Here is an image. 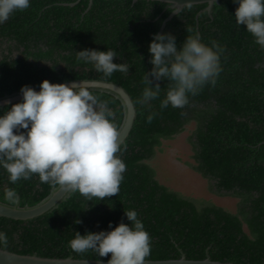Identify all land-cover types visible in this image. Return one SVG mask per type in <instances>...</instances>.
<instances>
[{
	"label": "trees",
	"instance_id": "trees-1",
	"mask_svg": "<svg viewBox=\"0 0 264 264\" xmlns=\"http://www.w3.org/2000/svg\"><path fill=\"white\" fill-rule=\"evenodd\" d=\"M77 1L31 0L28 9L14 12L0 24L1 41L13 42L10 48L16 51L22 49L20 59L10 55L0 59V97L25 85L37 87L44 80L95 79L120 85L131 96L137 112L133 128L121 145L122 152L117 154L126 164L124 179L117 196L93 198L86 209L82 206L85 198L72 192L58 208L37 219L0 217V231L8 237L4 250L43 258L73 255L78 260L108 261L111 254L100 258L94 251L73 252L69 241L76 232L109 231V223L113 227L128 223L124 211L134 209L151 236L148 260L179 259L182 252L189 260H203L209 255L213 261L263 264L264 64L257 67L256 63L263 59L264 48L254 42L245 26L235 25L238 5L233 0L215 4L211 21L207 13L195 19L206 4L187 6L164 22L171 10L162 12L167 4L161 2L94 0L88 9L89 0L71 6ZM188 29L199 31L205 44L211 46L214 40L225 49L223 71L216 85H206L197 96H190L182 109L169 106L161 110L160 101L167 92L165 80L160 82L161 94L151 102V109L137 103L145 87L144 73L152 68L148 52L152 35L173 34L179 50L191 34ZM260 48L262 55L257 57ZM84 49H114L119 58L113 62L127 63L128 74L114 72L105 77L96 72L91 64L77 59V53ZM55 56L65 68H56L59 62ZM45 60L51 66L40 65ZM92 93L114 111L119 129L123 118L119 101L108 94ZM149 111L157 113L151 124L146 122ZM191 122L196 123L192 141L195 169L214 180L219 192L240 199L236 213L179 196L160 184L155 171L142 162L154 154L162 139H172ZM52 187L35 175L10 184L8 174L0 169V201L4 203L12 205L4 197L5 188H15L21 206H33Z\"/></svg>",
	"mask_w": 264,
	"mask_h": 264
},
{
	"label": "clouds",
	"instance_id": "clouds-1",
	"mask_svg": "<svg viewBox=\"0 0 264 264\" xmlns=\"http://www.w3.org/2000/svg\"><path fill=\"white\" fill-rule=\"evenodd\" d=\"M233 2L238 5L235 25L245 26L254 42L264 48V0ZM30 4L31 0H0V24ZM188 32L191 34L179 50L173 34L152 35L148 46L152 68L144 73L145 87L137 103L151 109V102L160 97V82L165 80L167 92L160 101L161 110L169 106L182 109L190 96H197L206 85H216L225 49L214 40L211 46L205 44L199 31ZM115 58L119 57L114 49L77 53L78 60L105 77L114 72L128 74L129 65L114 63ZM83 85L44 80L39 91L28 85L20 88L21 102L0 114V169L6 171L10 184L35 175L41 183L79 193L86 209L93 198L117 196L126 164L117 155L122 148L114 111ZM156 115L149 111L146 122L151 124ZM4 197L15 204L18 193L15 188H5ZM124 216L128 223L115 227L109 223V231L74 233L69 248L75 253L94 251L100 258L111 254L107 264H148L151 236L136 210L124 211ZM7 245V234L0 231V252Z\"/></svg>",
	"mask_w": 264,
	"mask_h": 264
},
{
	"label": "water",
	"instance_id": "water-1",
	"mask_svg": "<svg viewBox=\"0 0 264 264\" xmlns=\"http://www.w3.org/2000/svg\"><path fill=\"white\" fill-rule=\"evenodd\" d=\"M76 3L72 4L74 6ZM143 0H132L133 3ZM155 1L167 4L170 9H173L172 15L179 13L184 7L206 4V11L212 12L215 4H219L223 0H145ZM93 0H89V7L92 6ZM79 82L84 83L83 86L87 87L91 92H98L111 95L117 101H119L122 107L123 118L119 127L121 145L125 143L128 138L134 122L137 117L136 108L134 106L131 96L127 91L113 82L95 79H82L57 82L54 84H78ZM36 91H39V86L33 87ZM21 102L20 91L13 92L11 94H5L0 97V108L6 105L15 104ZM72 192L70 190L61 188L60 186L52 187L50 193L42 199L40 202L33 206L20 205V197L18 195L17 202L15 204H7L0 201V217L12 219L16 221H31L41 216L51 213L53 210L59 207V205L66 201ZM100 264H107L105 260H99ZM0 264H97V260H78L70 255L68 258H43L37 254L33 255H19L6 250L0 252ZM148 264H235L232 262H219L213 261L209 255L203 260H189L185 254L181 252L179 259H169L154 261L148 260ZM264 264V263H263Z\"/></svg>",
	"mask_w": 264,
	"mask_h": 264
},
{
	"label": "flooded vegetation",
	"instance_id": "flooded-vegetation-1",
	"mask_svg": "<svg viewBox=\"0 0 264 264\" xmlns=\"http://www.w3.org/2000/svg\"><path fill=\"white\" fill-rule=\"evenodd\" d=\"M206 7H207V5L197 12L196 18H195L196 20H198V18L203 13H207V16L210 18V21L213 19L212 13H213V9L214 8L212 9L211 13H208L206 11ZM167 9H170V7L168 5L163 9L162 12H165ZM170 10H171V13H170L168 18L164 22L170 21L174 16L178 15L179 13H181L183 11V9H182L179 13H176V14L172 15L173 9H170ZM207 24L209 25V22ZM197 27H198V25H197ZM12 45H14L13 42H9V41H6V40L1 41V39H0V59L3 57V55L4 56L10 55L12 57V59H20L21 58L20 57V52L22 51V49L19 50V51L18 50L16 51V50L10 48ZM261 50L262 49L260 48L259 52H257L258 53L257 57L262 55ZM55 57L57 58V62H59L58 66L56 68L57 69L65 68L66 67L65 63H63L62 60L60 58H58L57 56H55ZM262 58L263 59L261 61H257V63H256L257 67H259L260 65L264 64V57H262ZM28 60L32 61L31 59H28ZM39 63H40V65L51 66L50 65L51 62L49 60H45L43 62L40 61ZM11 105H13V104L6 105L3 108H0V110L4 111V109L6 107H9ZM187 126L188 125L184 126L182 132H185L187 130ZM195 129H196V123L194 125L193 130L190 132V136H189V146H190L191 154H189V157L185 158V152L184 153H178L177 152L176 159H177V161H180L179 162L180 165H182V163H183V165L186 166L187 168L191 167L192 171L190 173H195V174L199 175L202 179L206 180L207 187H208V190H209L210 193H212L213 195L221 196V197L222 196H224V197L228 196V195L224 194V192H219L217 190L214 180H211V179H209L207 177H204L201 173L197 172L196 169H195L196 166H197V162H196V160L194 158L195 157V152H194V147L192 145V143H193L192 141L195 140V137L193 136V133H194ZM181 133H179V134H181ZM178 135H174L172 137V139H170V140L162 139L161 140V144L159 146H157V147H154V154L150 158H148L147 160L142 161V162L145 163L146 165L150 166L153 169V171H155V179L160 184H162L165 187H167L168 190L177 193L179 196H182L185 199H188V200H191L193 202H196V204H200V203H204L205 202V204L206 203L207 204H212V205H214L216 207H221V208H223L224 210H226L228 212L236 213L237 210L232 212V211L224 208L223 206L217 205V204L212 203V202L210 203L207 200H204L203 198H199L197 188L198 187L201 188L200 187L201 184L199 185L198 183H196L195 179H193V178L188 179V178H186V176H184L185 178L184 177L182 178V176L180 177V176L176 175L175 174L176 172L174 173V172H172L170 170L169 171L166 170V165H168L169 162L166 160L167 155L165 153L167 152V149H168V147L170 145V142H172L171 146L174 147L173 146V144H174L173 141L176 142V139L178 138ZM166 145H168V146H166ZM188 158H190L192 160V162H190ZM171 170H172V168H171ZM182 170H183V168H181L179 170L180 171L179 173H182ZM165 181H168V184ZM201 186H203V185H201ZM238 200L240 201V199H238ZM239 201H238V203H239ZM245 228H246V226H245Z\"/></svg>",
	"mask_w": 264,
	"mask_h": 264
},
{
	"label": "rangeland",
	"instance_id": "rangeland-1",
	"mask_svg": "<svg viewBox=\"0 0 264 264\" xmlns=\"http://www.w3.org/2000/svg\"><path fill=\"white\" fill-rule=\"evenodd\" d=\"M194 125H195V123L191 122L187 126V130L178 135V138L176 139L177 143L175 141H173L174 147L171 146L172 142H170V145L167 149V152L165 153L167 155L166 160L169 162V164L166 165V170L167 171L170 170L174 173L176 172L175 174L180 176V177L182 176V178L184 176H186V178H188V179H190V178L195 179L196 183H198L199 185L200 184L203 185V186L200 185L201 188H199V187L197 188L199 198H203L204 200H207L210 203L211 202L215 203L217 205L223 206L224 208L234 212V211H236V205L238 204V201H239L237 198H233L231 196H225V197L222 196L221 197V196L213 195L208 190L206 180L202 179L199 175H197L195 173H190L192 171V168L191 167L187 168L186 166L183 165V163H182V165H180V163H179L180 161H177V159H176L177 152L178 153H184L185 152V158L189 157V154H191V150H190V146H189V136H190V132L194 128ZM166 146H168V145H166ZM188 159L190 162H192V160L190 158H188ZM170 167L172 168V170ZM181 168H183L182 173H179L180 172L179 170ZM165 182L168 184V181H165Z\"/></svg>",
	"mask_w": 264,
	"mask_h": 264
}]
</instances>
